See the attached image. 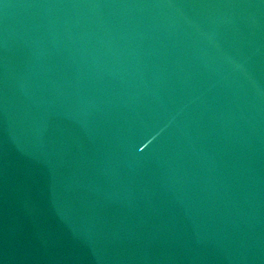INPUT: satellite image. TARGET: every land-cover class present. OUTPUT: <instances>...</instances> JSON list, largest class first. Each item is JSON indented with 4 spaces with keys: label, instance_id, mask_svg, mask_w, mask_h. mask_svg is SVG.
Masks as SVG:
<instances>
[{
    "label": "water",
    "instance_id": "obj_1",
    "mask_svg": "<svg viewBox=\"0 0 264 264\" xmlns=\"http://www.w3.org/2000/svg\"><path fill=\"white\" fill-rule=\"evenodd\" d=\"M0 264H264V0H0Z\"/></svg>",
    "mask_w": 264,
    "mask_h": 264
}]
</instances>
